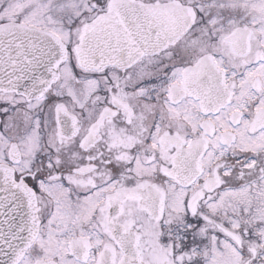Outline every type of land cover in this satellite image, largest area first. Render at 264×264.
<instances>
[{
	"label": "snow or ice",
	"instance_id": "1",
	"mask_svg": "<svg viewBox=\"0 0 264 264\" xmlns=\"http://www.w3.org/2000/svg\"><path fill=\"white\" fill-rule=\"evenodd\" d=\"M0 264H264V0H0Z\"/></svg>",
	"mask_w": 264,
	"mask_h": 264
}]
</instances>
